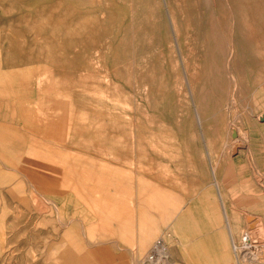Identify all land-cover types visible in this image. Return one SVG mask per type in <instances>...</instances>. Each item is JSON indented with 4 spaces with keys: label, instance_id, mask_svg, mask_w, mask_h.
I'll list each match as a JSON object with an SVG mask.
<instances>
[{
    "label": "rangeland",
    "instance_id": "374dc122",
    "mask_svg": "<svg viewBox=\"0 0 264 264\" xmlns=\"http://www.w3.org/2000/svg\"><path fill=\"white\" fill-rule=\"evenodd\" d=\"M262 72L264 0H0V264L264 260Z\"/></svg>",
    "mask_w": 264,
    "mask_h": 264
},
{
    "label": "bare ground",
    "instance_id": "6f19581e",
    "mask_svg": "<svg viewBox=\"0 0 264 264\" xmlns=\"http://www.w3.org/2000/svg\"><path fill=\"white\" fill-rule=\"evenodd\" d=\"M171 24H172V29L175 30V24H174L173 19H171ZM254 26L256 27V29L258 31L262 30V26L260 24L257 23ZM254 26H253V28L255 29ZM178 49H179V45H178ZM179 52H180V55H181V50L180 49H179ZM180 60L183 63V60H185V59H183V57H182ZM183 69L186 70V66L185 65H183ZM263 73L264 72H262V74L260 75L261 76V80L259 82V87L256 88L258 90L264 89V74ZM186 76H187V78H186L187 85L190 86V90H191V84H190V81H189V75L187 74ZM260 93H261L260 96H264V92L260 91ZM192 97H193V93H192ZM258 109L264 111L263 105L258 107ZM197 124H199L200 126L202 125V121H201L199 115H198V123ZM261 124H262V126L261 125L259 126V128L256 130V134L254 136L248 137L247 135L244 134L242 136H239V135L238 136H234V138H233V145L237 144L238 146L242 145V146H246L248 148V153H244L243 151H240L239 159H237L236 161H233V169L235 170V172L237 171V174L239 175V178H244V176L246 175V172H245V169H244L245 168L244 167L245 164L241 161V159L243 157H246L251 162H254V164H252L255 167L254 169H257L258 171H260L261 174L264 173V123L261 122ZM251 158H252V160H251ZM242 164H244V165H242ZM212 174H213L212 176H213V179L215 180V183L217 184V182H218V184H217V194L219 195L221 200H225L226 196H227V192L230 190V188L225 185L224 181H223L222 184L219 183V182H221L220 181V177H219V174L217 172V169L213 165H212ZM263 181H264V177H263ZM213 184H214V182H213ZM262 185L264 186V184H262ZM92 188H93V186H92ZM222 211H223L224 220L226 221V224L228 225V228L230 230L231 227H232V224H231V221H230L231 220L230 219V213L227 214V209L225 208V205H222ZM229 211H230V209L228 208V212ZM180 221H182V220H180ZM233 237H234L233 234H231V240H232L231 243H232V247H233L232 249L233 250L235 249L237 251L239 246L236 245L235 239ZM163 238H161V239H163ZM163 240H164V242L166 244L167 242L165 241V239H163ZM242 248H244L243 249V252L245 251L244 254H247V255L250 252L251 254L253 253L254 256H257L256 255V251H259V249L256 248V246L250 244L249 242H244V245H243ZM172 262H173V260H172Z\"/></svg>",
    "mask_w": 264,
    "mask_h": 264
},
{
    "label": "crops",
    "instance_id": "0c3cea01",
    "mask_svg": "<svg viewBox=\"0 0 264 264\" xmlns=\"http://www.w3.org/2000/svg\"><path fill=\"white\" fill-rule=\"evenodd\" d=\"M3 104L2 101H0V106ZM27 107V106H26ZM29 111L26 110L25 114L21 115V119L23 122L24 127L27 126V130L24 129V132L22 134H29L28 131V126H29ZM11 119L9 116H7L6 111L0 110V134L5 133V129L3 125H5L7 122H2V119ZM15 118H18V116H15ZM14 119V116L12 117ZM12 123V121L10 122ZM10 134L12 132L10 131ZM170 248L172 251V257H173V262L172 264H232V260L229 255H220V254H204V255H186L182 254L177 246V243L173 241V237L171 236L170 240ZM257 258H252L250 261L251 264H264V260H256Z\"/></svg>",
    "mask_w": 264,
    "mask_h": 264
},
{
    "label": "built area",
    "instance_id": "2783aa9c",
    "mask_svg": "<svg viewBox=\"0 0 264 264\" xmlns=\"http://www.w3.org/2000/svg\"><path fill=\"white\" fill-rule=\"evenodd\" d=\"M248 235L243 237V242H249ZM144 264H172V256L164 240L159 238L152 245L149 252L144 258Z\"/></svg>",
    "mask_w": 264,
    "mask_h": 264
},
{
    "label": "water",
    "instance_id": "95a60500",
    "mask_svg": "<svg viewBox=\"0 0 264 264\" xmlns=\"http://www.w3.org/2000/svg\"><path fill=\"white\" fill-rule=\"evenodd\" d=\"M257 117L259 121L264 122V112L260 113Z\"/></svg>",
    "mask_w": 264,
    "mask_h": 264
}]
</instances>
